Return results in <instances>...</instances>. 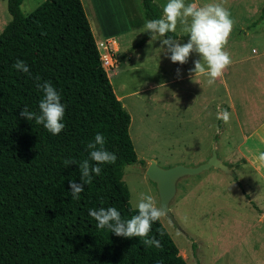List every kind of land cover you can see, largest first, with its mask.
I'll list each match as a JSON object with an SVG mask.
<instances>
[{"label":"trees","instance_id":"1","mask_svg":"<svg viewBox=\"0 0 264 264\" xmlns=\"http://www.w3.org/2000/svg\"><path fill=\"white\" fill-rule=\"evenodd\" d=\"M6 1L11 20L0 32V264H188L161 220L147 237L160 241L157 248L145 246L143 238L98 229L89 215L101 207H115L122 220L138 214L123 179L125 166L138 156L131 115L115 93L82 0H43L27 14L24 0ZM141 4L147 20L162 17L155 0ZM167 37L175 43L179 36ZM149 39L146 32L135 47ZM16 60L26 63L30 75L12 67ZM45 81L65 105L58 135L20 116L25 107L39 114L44 94L37 85ZM97 133L117 160L99 165L101 174L93 173L74 200L70 183L81 182L79 166L64 161L89 160L86 146Z\"/></svg>","mask_w":264,"mask_h":264},{"label":"rangeland","instance_id":"2","mask_svg":"<svg viewBox=\"0 0 264 264\" xmlns=\"http://www.w3.org/2000/svg\"><path fill=\"white\" fill-rule=\"evenodd\" d=\"M42 1L24 0L21 9L30 13ZM155 1L161 9L168 2ZM82 2L115 93L126 96L122 103L131 115L129 131L138 161L124 169L130 203L136 208L144 193L152 195L161 208L157 186L146 175L152 160L162 168L195 167L207 161L216 147L225 163L224 153L237 149L243 130L232 112L229 122L222 121L219 126L218 110L227 107L230 100L242 117L245 108L250 112L258 106L264 109V18H259L264 0H185L186 5L195 3L198 7L221 4L234 22L223 49L232 63L213 85L208 84L206 73L190 75L194 61L201 59L195 51L181 65L171 62L169 50L162 44L164 37L159 35L135 47L144 38L148 21L141 0ZM10 20L7 1L0 0V32ZM183 29L178 22L175 43H187L189 36ZM177 69L181 70L179 76ZM259 131L264 135V125ZM259 135L250 137L247 146L253 147ZM224 141L226 149L222 148ZM211 171L206 169L178 180L170 203L178 224L165 214L161 222L188 264H259L253 230L245 233V240L239 238L245 222L241 215L249 209L246 198L227 181L233 176L214 178ZM246 218L248 222L253 220L250 213Z\"/></svg>","mask_w":264,"mask_h":264},{"label":"clouds","instance_id":"3","mask_svg":"<svg viewBox=\"0 0 264 264\" xmlns=\"http://www.w3.org/2000/svg\"><path fill=\"white\" fill-rule=\"evenodd\" d=\"M230 12L221 4H206L198 7L195 3L185 4V0H168L163 8V15L159 19L146 21L144 28L150 34V42L156 38L166 37L162 44L167 46L172 53L170 60L172 63L181 65L187 63L190 55L195 51L201 59L194 61V68L189 70L190 75L195 76L206 73L209 77L208 84L213 85L217 78L222 77L224 70L232 63L229 54L224 51V46L228 42V37L232 31L233 20L230 19ZM189 18L191 22L189 24ZM178 22L184 25V31L189 34L187 43H174L173 39L167 37V33L175 32ZM206 65V67H205ZM12 67L30 75V69L22 60H16ZM180 69H177L178 76ZM39 77H37V80ZM43 92V98L39 103V114L29 111L27 107L21 110L20 116L28 121L35 120L38 125L52 135H58L65 125L61 122L65 115V105L61 103V96L54 86L45 81L37 85ZM217 119L225 124L229 122L230 113L227 109H219ZM106 141L101 133H97L94 140L87 144L89 150V160L95 164H90L89 160L77 162L75 160H65L66 166L77 164L80 171V183L71 181V197L79 200L80 194L85 190V185L91 184L92 174H101V164H113L117 156L113 152L105 149ZM259 159L264 161V153H260ZM138 214L131 219L122 220L120 212L115 207L107 209L101 207L90 209L89 215L97 221L98 229H110L111 233L125 238H143L145 246L161 247L160 241L155 237L147 238L151 231L153 222L159 221L165 214L163 208H158L152 195L140 194L138 202L135 204ZM163 231L160 235L163 236Z\"/></svg>","mask_w":264,"mask_h":264},{"label":"crops","instance_id":"4","mask_svg":"<svg viewBox=\"0 0 264 264\" xmlns=\"http://www.w3.org/2000/svg\"><path fill=\"white\" fill-rule=\"evenodd\" d=\"M103 2L106 3V0H103ZM192 75H194L193 77L198 76H195V73H192ZM225 85L227 90H229V85L227 83ZM226 104L229 113L232 112L238 116L236 119L239 128L243 130V140L241 143L237 144V149L235 148L233 152H229L228 154L225 152V156L223 157L225 163L228 161L227 165L233 169V173H236L239 181L243 184L246 193L249 195V199L234 179H227V181L238 189L240 196L246 198L249 204V209L246 212L250 213L253 217L252 222H248L246 221V215L248 213L244 212L241 215L245 222L240 227L242 232H240L241 236L239 238L245 240L247 238L245 233H249L253 230L255 239L253 245L259 255L258 263L264 264V258H261V256L264 257V252L262 251L264 249V161L259 159L260 153H264V135H259V130L264 125V109L260 110L258 106L253 112H250V109L245 108V111L242 112L244 117H242L240 113H238L234 102L230 100V103ZM260 113L263 115L260 116ZM254 120L257 122H254ZM256 134L259 135L257 139L258 142H254L253 147H251V145L247 146L250 137L257 136ZM225 146H227V143L224 141L222 148L226 149ZM208 170H212L210 174L214 178L221 179L225 174H228L216 167H211ZM227 176L233 175L228 174ZM253 203L255 205H253Z\"/></svg>","mask_w":264,"mask_h":264},{"label":"water","instance_id":"5","mask_svg":"<svg viewBox=\"0 0 264 264\" xmlns=\"http://www.w3.org/2000/svg\"><path fill=\"white\" fill-rule=\"evenodd\" d=\"M169 53L171 56L172 53L170 51ZM211 167L219 168L228 174L233 173V169L218 157L216 147H214L212 154L207 161L195 167L176 165L170 168H162L158 166L155 161L152 160L150 162L146 175L156 184L160 197V207L164 209L165 215L175 225H177L178 222L171 211L170 203L175 197L178 180L186 175L201 173Z\"/></svg>","mask_w":264,"mask_h":264},{"label":"bare ground","instance_id":"6","mask_svg":"<svg viewBox=\"0 0 264 264\" xmlns=\"http://www.w3.org/2000/svg\"><path fill=\"white\" fill-rule=\"evenodd\" d=\"M111 58V57H110ZM109 58V61H108V64L110 63V61H111V59ZM112 76V75H111ZM111 78H113V77H111ZM119 98H120V100L122 101L124 98H126V96H119ZM123 105H124V103H123Z\"/></svg>","mask_w":264,"mask_h":264}]
</instances>
